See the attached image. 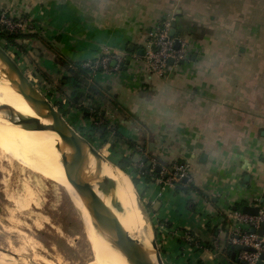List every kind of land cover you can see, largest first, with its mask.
Here are the masks:
<instances>
[{
  "label": "crops",
  "instance_id": "crops-1",
  "mask_svg": "<svg viewBox=\"0 0 264 264\" xmlns=\"http://www.w3.org/2000/svg\"><path fill=\"white\" fill-rule=\"evenodd\" d=\"M3 16L34 33L16 46L28 77L83 137L139 170L164 263L237 264L226 253L235 212L264 210V0H0ZM167 17L190 58L162 76L136 54ZM104 54L124 63L74 95L69 66ZM145 158L186 165L187 181L143 171Z\"/></svg>",
  "mask_w": 264,
  "mask_h": 264
},
{
  "label": "rangeland",
  "instance_id": "rangeland-1",
  "mask_svg": "<svg viewBox=\"0 0 264 264\" xmlns=\"http://www.w3.org/2000/svg\"><path fill=\"white\" fill-rule=\"evenodd\" d=\"M20 20H0V28L16 34L31 27L29 23H24L16 30V22ZM0 45L29 74L27 66L16 53V47L4 39H0ZM33 82L42 91L39 83ZM91 144L101 155L96 154L97 158L102 157L107 164L120 170L104 143ZM86 147L90 148L88 144ZM11 151L5 149V155H0V261L10 264H99V249H102L98 241L99 233L94 235L89 230L81 206L57 170L50 169L46 161L39 162L33 153ZM150 167L154 172L158 166L152 161ZM144 168L146 166L143 171ZM122 171L132 180H138V169ZM136 187L146 226L157 240L146 202ZM23 247L24 251L16 253Z\"/></svg>",
  "mask_w": 264,
  "mask_h": 264
},
{
  "label": "bare ground",
  "instance_id": "bare-ground-1",
  "mask_svg": "<svg viewBox=\"0 0 264 264\" xmlns=\"http://www.w3.org/2000/svg\"><path fill=\"white\" fill-rule=\"evenodd\" d=\"M5 69L0 61V155L4 154L5 149L16 150L18 154L30 152L37 156L39 162L40 160L46 161L50 169L55 168L60 177L64 179L67 189L72 192L81 206L89 230L94 235L99 233L98 241L102 249H99L98 263L132 264L114 241L100 229L88 206L76 192L75 177L66 159L69 152L64 148L57 132L52 129H29L41 127L42 123L48 124L49 122L45 121L30 105L29 96L20 92L16 87V78H13ZM1 105L9 107L13 121L8 118L6 112L1 111ZM86 151L85 175L93 190L88 201L89 207L97 209L101 195L116 214L120 231L126 232V236L136 243L140 251L148 254L150 260L157 264L154 237L149 231L150 228L146 226L143 205L132 178L126 175L119 166L116 165L120 170L112 164H107L102 157L97 158L90 148L86 147ZM24 249V247L21 250L17 249L16 253ZM0 263L10 264L6 261H0Z\"/></svg>",
  "mask_w": 264,
  "mask_h": 264
},
{
  "label": "water",
  "instance_id": "water-1",
  "mask_svg": "<svg viewBox=\"0 0 264 264\" xmlns=\"http://www.w3.org/2000/svg\"><path fill=\"white\" fill-rule=\"evenodd\" d=\"M176 28L177 23L174 22L171 31L172 36L176 35ZM179 47L180 44L177 43L176 48ZM130 49L134 50V45H132ZM139 53L144 54V50H140ZM0 61L5 66V71L11 74L13 78H16V87L19 88L20 92L29 96L30 105L45 121L49 122L48 124L42 123L41 127L29 129H52L56 131L64 145V148L67 152H69L66 155V159L68 160L75 177L74 188L84 203L88 206V209L92 213L100 229L114 241L116 246L127 256L132 264H154L152 260H150L148 254H143L136 243L126 236V232L120 231L116 214L106 204L101 195L99 197V205L97 209H93L88 205V201L93 190L89 183V179L85 175L87 161L86 144L89 145L94 154L101 156L100 153H98L92 144L69 123L55 104L52 103V101H50L45 94H43L38 86L35 85V83L24 72L19 63L14 60L1 45ZM169 63L173 64V60L171 59ZM1 111L6 112L5 114L8 115V118L13 121L11 111L7 105H1ZM204 156L205 155H203V157ZM144 162L146 164V168L152 165V161H149L146 158L144 159ZM146 168H144V170ZM160 171L161 166H158L157 172ZM184 181H187V179ZM259 211L260 208L257 206L254 207L246 205L243 208L244 214L252 216L258 215ZM255 231V229H252V232ZM259 234L261 236L264 235V223L262 224V228L259 230ZM153 244L157 251V264H165L156 239H154ZM239 251H255V249L240 244L235 245L233 246V259L236 258L237 252ZM261 257L264 259V254ZM258 264H263V261L261 260Z\"/></svg>",
  "mask_w": 264,
  "mask_h": 264
},
{
  "label": "built area",
  "instance_id": "built-area-1",
  "mask_svg": "<svg viewBox=\"0 0 264 264\" xmlns=\"http://www.w3.org/2000/svg\"><path fill=\"white\" fill-rule=\"evenodd\" d=\"M1 20L5 22L6 17L3 16ZM25 22L23 19L17 21L16 30L22 27ZM172 28V17H167L156 24L148 35L144 46V54L142 56L136 54V60L147 67L151 74L156 73L165 76L171 68L181 65L190 58L189 43L178 36H172ZM177 43L180 44L179 48H176ZM171 59L173 64L169 63ZM113 60L118 61L120 66L124 63L123 57L104 54L99 58L87 61L85 66L92 68L94 73L97 74L101 70H109ZM95 124L100 126L102 121H96ZM160 173L163 176L166 175L172 184L180 183L188 178V169L184 164H176L173 166V170L163 168ZM234 217L237 226L230 238V243L234 246L240 244L255 249V251H240L238 254L239 264H258L261 260L264 264V259L261 257L264 254V235L259 234V230L264 223V210L260 209L259 214L256 216L235 212ZM252 229L256 231L252 232Z\"/></svg>",
  "mask_w": 264,
  "mask_h": 264
},
{
  "label": "trees",
  "instance_id": "trees-1",
  "mask_svg": "<svg viewBox=\"0 0 264 264\" xmlns=\"http://www.w3.org/2000/svg\"><path fill=\"white\" fill-rule=\"evenodd\" d=\"M31 36H34V33L33 32H29V33H25V32H20V33H11L9 31H3L1 28H0V39H4L6 40L9 44H11L13 47H16V46H20L21 44H19L20 42H18V40L20 39H26L28 37H31ZM87 62H83V63H76V64H71V66H69L70 68V73H71V76L70 77H66V80L65 81H70V80H73L74 82V85L76 87V91L74 93L75 94H78L82 88H84L86 86V82L89 78H91L95 73L93 71L92 68L90 67H87L85 66ZM95 94V93H94ZM91 93V90L89 92V97L90 98H96L94 95ZM56 106V105H55ZM95 110L92 114H90L91 116L93 115V118L96 120V121H100L102 118H104V115L100 112V110L98 109V107H96V105H91ZM59 111L62 113L63 115V111H61L59 109ZM87 111V110H86ZM88 112V111H87ZM89 115V116H90ZM64 116V115H63ZM106 123L104 121V123H102L98 129H100V131H102L103 135H105V133L107 132V129H103V126H105ZM181 163V162H179ZM161 164V163H160ZM163 164H166V165H169L168 163H163ZM118 166L123 169L124 171H126V166L124 164H118ZM151 167H148V170H150ZM168 169L170 170H173L172 167H168ZM154 174H158L157 173V170H154ZM161 173H159L160 175ZM150 178V177H149ZM133 182L134 184L137 186L138 185V182L137 180L133 179ZM192 186V185H191ZM190 186V187H191ZM146 209L147 211L149 212V206L146 205ZM233 244H229L228 247L226 248V253H227V256L228 258H232V251H233ZM240 252V251H239ZM239 252H237V255H236V258L232 260V262L234 263H240L239 259H238V254Z\"/></svg>",
  "mask_w": 264,
  "mask_h": 264
}]
</instances>
